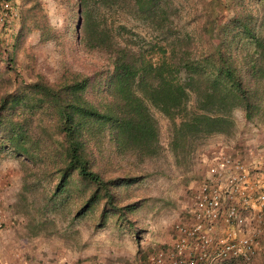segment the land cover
Masks as SVG:
<instances>
[{
	"label": "trees",
	"instance_id": "obj_1",
	"mask_svg": "<svg viewBox=\"0 0 264 264\" xmlns=\"http://www.w3.org/2000/svg\"><path fill=\"white\" fill-rule=\"evenodd\" d=\"M74 2L72 46L56 80L35 70L33 49L24 43L33 32L41 43L58 41L51 26L40 25L39 3L22 8L8 45L12 57L0 59V160L22 169L10 213L8 204L4 209L14 224L4 231L15 226L11 213L38 208L41 199L43 218L63 208L71 222L89 223L79 251L105 225L115 239L125 231L137 246L149 223L181 211L183 203L170 194L198 180L206 147L245 133L237 128L238 114L264 130V1L232 0L236 16L223 25L203 7L192 10L190 0ZM188 8L191 21L180 23L178 14ZM10 11L1 10L2 29L13 19ZM20 53L28 57L27 80L16 69ZM155 113L168 122L167 145ZM212 164L222 165L215 158ZM155 182L164 190L153 196L148 187ZM165 249L103 263L148 264L151 254ZM82 259L77 264H100ZM183 260L170 248V264Z\"/></svg>",
	"mask_w": 264,
	"mask_h": 264
},
{
	"label": "rangeland",
	"instance_id": "obj_2",
	"mask_svg": "<svg viewBox=\"0 0 264 264\" xmlns=\"http://www.w3.org/2000/svg\"><path fill=\"white\" fill-rule=\"evenodd\" d=\"M190 2L192 10L200 9L196 7L200 6L197 0H190ZM202 2L204 5L200 7L207 10L216 20V24L223 25L236 16V9L232 0H202ZM34 3H39L36 11L40 25L51 26L56 32L58 41L51 40L41 43L38 32H33L25 37L24 43L27 47L31 46V49H33L32 51L36 58L35 70L42 73L50 81H54L60 75V61L68 54L72 46L71 33L69 34V31L73 29L74 21L77 18L74 0H12L9 9L13 19L10 25L2 29L0 23V59L7 62L12 57V52L8 45L13 42L11 35L19 30L21 10L23 7H30ZM188 10L189 8L178 14L181 17L180 19H182V22L179 21L180 23H189L191 21ZM215 43H217V39H215ZM69 59L70 62L79 61L78 58L73 59L72 56H69ZM27 60L28 57L23 53H20L16 60L17 72L25 80H27L25 71ZM73 68L76 69L75 63ZM2 69L3 64H0V71ZM8 77L14 79V73L8 74ZM154 115L159 120L161 143L167 145L169 141L166 132L168 122L158 113ZM240 117V114L236 116L239 131L246 132L254 128L246 125L245 122L240 120ZM203 163L201 162V164ZM21 170L20 165L13 160L8 158L0 160V194L9 206V213L10 206L15 200V194L20 188ZM209 174L210 171L207 172V175ZM162 185L156 182L149 184L150 194L155 196L159 190H164ZM184 189H186V193L189 187H181L178 193L170 194V197L176 200L177 204L181 205L185 201L181 199L182 195L180 194ZM141 192L143 191L141 190ZM37 201L39 202L36 205L38 208L34 207L27 210L23 208L10 214L15 218V226L12 229H8L10 231L0 233V264H18V262L30 264L33 261L34 263L37 261L36 264H77V261L82 258H88L89 263L94 262L95 259H99L100 263L114 259L131 262L135 258L143 257L141 251L145 252L148 248L160 245L162 242L159 240L160 235H158V232L165 230L166 227H169L167 234H169L171 243L172 236L176 232L175 222L177 221L178 213L183 211L182 209L181 211L179 209L169 211L167 217L161 218L158 222L149 223L148 232L139 239L137 246H135L133 238L128 236L127 232L124 231L121 234L122 236L120 235L121 239H115L116 235H113L115 233L114 229L112 231L110 227L105 225L99 233L92 235L93 243L91 246L79 251V246H82L84 238L87 236L85 231L89 223L81 222L82 220H79L80 222H71L70 214L67 216L66 210L63 208L60 209L62 212L59 210L57 215H48L49 217L43 218L40 211V209L44 208L43 202H40L41 199ZM32 212H35V214H32ZM31 216L35 218L33 221L30 219ZM150 243L154 245L149 246ZM34 252H37V254L35 253L36 257ZM97 262L95 261V263ZM81 264H84V262Z\"/></svg>",
	"mask_w": 264,
	"mask_h": 264
},
{
	"label": "built area",
	"instance_id": "obj_3",
	"mask_svg": "<svg viewBox=\"0 0 264 264\" xmlns=\"http://www.w3.org/2000/svg\"><path fill=\"white\" fill-rule=\"evenodd\" d=\"M9 8L10 3L3 1L0 15L1 10ZM226 164H231L232 169ZM258 168L253 165L248 169L239 160H226L220 167L208 166L210 174L188 189L171 243L166 245L167 249L151 254L148 264H170V248L184 256L181 264H210L216 260L238 258L251 262L260 244L247 229L248 214L254 205L260 206L264 213V174ZM253 175L263 179L258 189L249 184ZM7 207L5 199L0 197V233L14 224L12 219H6L4 209ZM219 229L223 230L221 236L216 232Z\"/></svg>",
	"mask_w": 264,
	"mask_h": 264
},
{
	"label": "crops",
	"instance_id": "obj_4",
	"mask_svg": "<svg viewBox=\"0 0 264 264\" xmlns=\"http://www.w3.org/2000/svg\"><path fill=\"white\" fill-rule=\"evenodd\" d=\"M214 158L218 159L221 163H224L226 160H239L248 169L253 165H257L259 167L258 169L264 174V130L262 131L261 129L257 130L256 128H252L245 133L239 134L236 139L226 145H215L214 143L209 144L201 156V161L204 163L199 166L196 173L198 177L197 181H200L201 178L205 177L208 166L212 165ZM226 167L232 169L231 164H226ZM262 183L263 179L260 175H253L249 178V184L254 189L260 188ZM185 190L186 189L180 193L182 195L181 199H184L185 197ZM0 197L4 198L1 194ZM168 228L169 227H166L165 230L158 232V235H160L159 240L162 242L160 245L169 242V234H167L169 231ZM247 229L252 235H255V237L258 238L260 244L252 264H264V213H262L260 206L254 205L249 212ZM216 232L218 236H221L223 230L219 229ZM153 245V243H150L149 246ZM35 253L37 254V252H34V256L36 257ZM35 262L37 263V261ZM36 263H34V261L33 263L30 262V264Z\"/></svg>",
	"mask_w": 264,
	"mask_h": 264
},
{
	"label": "clouds",
	"instance_id": "obj_5",
	"mask_svg": "<svg viewBox=\"0 0 264 264\" xmlns=\"http://www.w3.org/2000/svg\"><path fill=\"white\" fill-rule=\"evenodd\" d=\"M206 176V175H205ZM205 177H203L200 181H194V182H192L188 187H189V189L190 188H193V187H195L196 185H198L203 179H204ZM188 192V191H187ZM187 192L185 193V197H184V199L183 200H186V197H187ZM184 203V202H183ZM182 210H183V208H182ZM181 213V212H180ZM180 213H178V214H180ZM247 228H248V225H247ZM169 242H170V239H169ZM169 242H167V243H165V244H162V245H164V246H166ZM254 260V259H253ZM253 260L251 261V262H249V263H252L253 262Z\"/></svg>",
	"mask_w": 264,
	"mask_h": 264
}]
</instances>
